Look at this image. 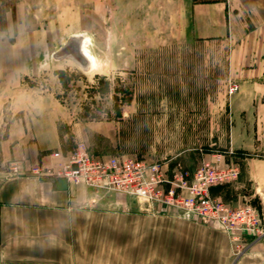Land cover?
<instances>
[{
	"label": "rangeland",
	"instance_id": "374dc122",
	"mask_svg": "<svg viewBox=\"0 0 264 264\" xmlns=\"http://www.w3.org/2000/svg\"><path fill=\"white\" fill-rule=\"evenodd\" d=\"M215 1L0 0V51L23 63L0 75V164L25 158L51 125L60 142L48 153L84 144L158 162L172 178L205 161L237 164L238 178L213 193L252 204L263 233L250 235H263L264 72L252 47L234 54L229 23L228 35L202 36L193 4ZM74 32L88 69L55 56Z\"/></svg>",
	"mask_w": 264,
	"mask_h": 264
},
{
	"label": "crops",
	"instance_id": "0c3cea01",
	"mask_svg": "<svg viewBox=\"0 0 264 264\" xmlns=\"http://www.w3.org/2000/svg\"><path fill=\"white\" fill-rule=\"evenodd\" d=\"M193 6L202 36L228 35L229 23L230 36L238 39L234 54H242L245 44L252 47L245 53L256 55V70L264 72V0ZM7 53L4 46L0 75L21 73V58L8 64ZM58 135L53 125L40 128L28 142L30 153L16 162L20 173L0 164V264H264V234H245V249L237 253L218 223L185 219L173 208L148 210L124 193L33 174L36 165L61 161L45 152L57 147Z\"/></svg>",
	"mask_w": 264,
	"mask_h": 264
},
{
	"label": "built area",
	"instance_id": "2783aa9c",
	"mask_svg": "<svg viewBox=\"0 0 264 264\" xmlns=\"http://www.w3.org/2000/svg\"><path fill=\"white\" fill-rule=\"evenodd\" d=\"M52 156L61 159L57 166L43 163L34 166L32 173L84 183L96 190L124 193L148 210L173 208L185 219L218 223L231 235L237 253L245 249V234L263 233L259 213L252 204L234 205L212 194L213 187L238 178L237 164L221 166L215 161H205L193 177L181 173L172 178L158 162L137 157L98 156L84 144L68 152L56 150ZM12 170L20 173V165H13Z\"/></svg>",
	"mask_w": 264,
	"mask_h": 264
},
{
	"label": "water",
	"instance_id": "95a60500",
	"mask_svg": "<svg viewBox=\"0 0 264 264\" xmlns=\"http://www.w3.org/2000/svg\"><path fill=\"white\" fill-rule=\"evenodd\" d=\"M57 58H68L75 61L83 69L90 67V59L83 50V42L80 36L70 37L67 42L55 52ZM63 185L67 183L62 180Z\"/></svg>",
	"mask_w": 264,
	"mask_h": 264
},
{
	"label": "bare ground",
	"instance_id": "6f19581e",
	"mask_svg": "<svg viewBox=\"0 0 264 264\" xmlns=\"http://www.w3.org/2000/svg\"><path fill=\"white\" fill-rule=\"evenodd\" d=\"M73 36H78V34H77V32H74V33H71V37H73ZM86 38V37H85ZM84 39V38H83ZM85 41V43H84V47H83V49L85 50V52H86V54L89 56V59H90V63L91 64H93V60H92V57L89 55V53H88V49H87V40H84Z\"/></svg>",
	"mask_w": 264,
	"mask_h": 264
}]
</instances>
